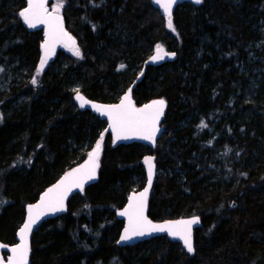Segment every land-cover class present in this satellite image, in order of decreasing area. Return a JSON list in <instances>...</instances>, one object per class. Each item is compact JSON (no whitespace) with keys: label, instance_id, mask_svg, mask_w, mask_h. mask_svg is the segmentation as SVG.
Masks as SVG:
<instances>
[{"label":"trees","instance_id":"trees-1","mask_svg":"<svg viewBox=\"0 0 264 264\" xmlns=\"http://www.w3.org/2000/svg\"><path fill=\"white\" fill-rule=\"evenodd\" d=\"M64 4L66 29L82 57L59 51L35 86L43 31L24 25L25 0H0V63L18 59L27 70L22 84L0 93V242L17 243L27 206L82 164L103 134L98 182L34 233L31 264H264V89L253 102L238 90L249 84L241 67L255 46L264 53V0L179 5L175 31L152 0ZM157 45L177 59L148 66L139 79ZM59 61L67 65L61 73ZM77 80L91 101L115 104L133 85L138 107L165 100L157 146L115 148L107 122L76 106L70 86ZM246 111L249 121L236 123ZM211 113L221 120L216 138L209 134ZM146 157L173 172L157 178L148 217H200L193 256L165 237L117 244L124 224L116 213L132 193L133 178L141 177L144 187Z\"/></svg>","mask_w":264,"mask_h":264},{"label":"snow or ice","instance_id":"snow-or-ice-1","mask_svg":"<svg viewBox=\"0 0 264 264\" xmlns=\"http://www.w3.org/2000/svg\"><path fill=\"white\" fill-rule=\"evenodd\" d=\"M154 2L163 9V13L167 18V27L175 31L172 22V6L177 0H154ZM196 4H200L202 0H194ZM64 0H57L56 6L52 12L47 9V0H26V7L19 12V16L29 27H36L37 24L47 25L46 40L42 45L44 49V56L41 58L40 65L36 70V75L42 72L49 53L52 51L54 45L58 42L64 41L66 44H71L74 55L79 57L80 50L75 45V40L64 30L62 25V16L60 9L63 7ZM163 49L160 45L156 46V55L151 57L155 62L163 59L161 53ZM165 55L167 53H164ZM123 67V65H121ZM2 70V69H0ZM36 77L33 78L32 83L37 84ZM76 98L80 101L81 107L84 106V98L76 90ZM126 93L121 98L119 104L107 106L102 110V114H106L109 118V127L115 134V139H129L130 134L139 135L141 139L153 141L157 131L156 127L160 115H162L164 100L153 101L151 104L145 105L142 108H136L130 97ZM97 111H101L100 106L93 105ZM206 127V125H204ZM103 134L96 142L94 149L88 154V160L79 168L73 169L66 173L65 176L53 187L49 188L43 194L40 202L36 205H30L28 208V218L23 226L19 229L20 242L14 247L10 248L11 255L8 257L6 264H28L29 244L28 235L32 231L33 225L40 219L41 215L46 211H62L64 199L68 191L74 186L83 190L84 183L87 180L95 178L96 168L99 166L97 161L102 150ZM153 157H146L145 164L148 165V187L138 195L133 194L129 197L128 207L120 213L121 216H127L129 225L124 230L121 236L122 241L130 240L134 236H143L150 232H164L167 231L169 235L179 237L189 253L194 251L191 240V225L196 223V219L181 220L174 222H167L166 224H153L144 215L146 206V199L149 187L151 186L153 177ZM0 264H4L0 260Z\"/></svg>","mask_w":264,"mask_h":264},{"label":"water","instance_id":"water-1","mask_svg":"<svg viewBox=\"0 0 264 264\" xmlns=\"http://www.w3.org/2000/svg\"><path fill=\"white\" fill-rule=\"evenodd\" d=\"M26 1V0H25ZM50 3H51V0H47V9L49 11V6H50ZM185 3H189V4H192V5H197L194 0H177V2L172 6V17L177 9V7L179 5H182V4H185ZM152 4L153 6L162 14L164 15L163 13V9L160 8L159 5H157L154 0H152ZM50 12V11H49ZM61 15V14H60ZM62 16V15H61ZM165 16V15H164ZM23 23L24 25L31 31V32H36V31H43L44 32V42L46 40V32H47V25L45 24H37L36 27H29L23 20ZM62 25H63V28L64 30L69 34L68 30L66 29V25H65V21H64V18L62 16ZM70 35V34H69ZM71 36V35H70ZM72 37V36H71ZM43 42V44H44ZM61 46H65L66 48L68 49H71L72 46L71 44H66L64 41H61V42H58L54 45L52 51L49 53V56H48V59L47 61H53L56 56H57V53H58V50ZM164 53H167V52H162L161 55H163V59H159L155 62L152 61L151 57L146 61L145 65H144V68H143V71H142V74L140 75L139 79H141V77L143 76V73L145 72L146 68L148 66H153V65H160L164 62H170V61H173V60H176L177 59V54L176 53H167L166 55ZM156 55V54H154ZM42 56H44V49L42 48ZM133 87L134 85L129 88L131 89V92H130V97H131V100L133 102V104L135 105L136 108H142L143 106L145 105H148V104H151L153 101L147 103V104H144L140 107H138L133 99ZM129 89L122 95V97H124V95L126 93H129ZM79 94L84 98V101H86L84 103V106L81 107V103L82 101L78 100L76 98L77 96V93L74 94V102L76 104V106L78 107L79 110L81 111H90L91 113H93L94 115L98 116L102 121H105L107 122V130L111 133L112 135V138H113V143H114V147H118V146H121V145H130V144H133V143H139V144H143L145 145L146 147H149V148H155L158 144V141L159 139L161 138L162 136V133H163V122L165 120V116H166V112H167V103L165 101V106L163 107V112H162V115H160L159 117V120L157 122V125L156 127L159 129V131H157L156 135H155V138H154V142L153 141H148V140H144V139H141L139 137V135H136V134H130V138L129 139H120V140H117L115 139V134L112 132V129L109 127V124H110V121H109V118L106 114H102V110L107 107V106H111V105H116V104H119L120 101H121V98L120 100L115 103V104H105V103H101V102H96V101H91L90 99H88L86 96H84L82 93L79 92ZM159 100H162V99H158V100H154V101H159ZM93 105H98L100 106L101 108V111H97L96 108L93 107ZM101 156H102V150L99 154V159L97 161L98 163V167L96 168V171H95V178L94 179H91V180H87L85 183H84V186H83V190L79 189V188H76V187H72L70 191L67 192L66 194V197L64 199V204H63V210L62 211H46L45 214L41 215L40 219L33 225L32 227V231L31 233L28 235V244H29V254H28V264H31V248H32V240H33V236H34V233L39 229V227L49 221V220H52V219H56V218H59L63 215L66 214L67 212V204H68V201L74 197L75 195L77 194H81L83 193L87 188L93 186L94 184H96L98 182V179H99V170H100V159H101ZM88 160V158L80 165L66 171L64 174H62L58 180L53 184L51 185L49 188L53 187L54 185H56L64 176L66 173H69L71 172L73 169H76V168H79L81 165L85 164V162ZM153 164H154V169H153V177H152V182H151V186L149 187V190H148V193H147V199H146V206H145V209H144V215L147 217V219L149 221H151L153 224H166L167 222H174V221H181V220H192V219H196L197 222L196 223H193L190 227H191V240H192V244H193V249L194 251L192 253H189L186 249V247L184 246L183 244V241L179 238V237H174L172 235H169V233L167 231H164V232H150L148 234H145L143 236H134L132 237L130 240H127V241H122L120 238L121 236L124 234V230L128 227L129 225V221H128V217L125 215V216H121L120 213L123 212L127 207H128V204H129V197L132 196L133 194H139L140 192L144 191V189L146 187H148V165L145 164V173H146V183L144 185V187L142 188V190L138 191V192H132L130 193L128 199H127V203L126 205L117 211L116 213V217L119 221L123 222V229L120 233V236H119V239H118V246L121 247V248H125V247H133V246H136L138 245L139 243H142V242H147V241H150L152 239H155V238H161V237H165L167 238L169 241L173 242V243H178L182 246V248L186 251L187 254L193 256L196 252V249H195V242H194V233H195V230L200 228L201 225H202V222H201V219L200 217L198 216H194V217H191V218H186V219H179V220H171V221H164V222H154L152 221L149 217H148V201H149V198H150V195H151V192H152V189H153V186L157 180V166L155 164V161L153 159ZM48 188V189H49ZM46 189L41 195L40 197L38 198V200L33 203V204H30V205H36L40 202V199L41 197L43 196V194L45 192H47ZM27 206L26 208V216H25V220L23 222V224L26 222L27 218H28V208L29 206ZM23 224L20 226V228L23 226ZM19 228V229H20ZM16 240H17V243L13 244V245H4L0 242V260H2L4 262V264H6L7 262V259L8 257L11 255V252H10V248L11 247H14L15 245H17L20 240H19V230L17 232V236H16Z\"/></svg>","mask_w":264,"mask_h":264},{"label":"rangeland","instance_id":"rangeland-1","mask_svg":"<svg viewBox=\"0 0 264 264\" xmlns=\"http://www.w3.org/2000/svg\"><path fill=\"white\" fill-rule=\"evenodd\" d=\"M53 1V5L49 7V10L52 12L53 8L56 6L57 4V0H52ZM65 4L63 3V7L62 9H60V14L63 13V8H64ZM73 39L75 40V45L76 47L79 48L81 55L79 57H77L76 55H74L73 49H67L65 46H61L60 47V51H63L66 54H69L70 56H72L73 58H77L80 59L82 57V52H81V48L79 47V43L78 41L73 37ZM163 49V48H162ZM255 49L251 52L249 60L246 64H244L241 67V72L243 75H247L250 74V81L247 87H238V90L240 92H242L245 96L246 102H253L255 100V96L264 89V53H261V44L256 45ZM163 51H165L163 49ZM40 65V63H39ZM38 65V67H39ZM52 65V61H47V63L45 64L42 72L39 74V76L35 75L34 77H36L37 81H39L41 75L47 71L48 69L51 68ZM37 67V68H38ZM67 65L64 64V62L62 63V61H59V65L57 66V72H62L66 69ZM0 93L3 92H8L12 87L14 86H18V84H22L26 79H27V70L26 68L21 64V62L17 59L15 62H11L10 64L7 63H0ZM37 70V69H36ZM33 77V78H34ZM32 78V80H33ZM38 83V82H37ZM37 84H35L36 86ZM80 82L77 80L75 81V83H73L70 88L72 90L73 93H77L76 90L78 89L80 91ZM264 91V90H263ZM26 99L25 97H21L18 100V104L22 103L23 100ZM252 114L251 112L249 113L248 111L244 112V113H239L238 119L236 121V123H246L249 121V119L251 118ZM210 120H212L213 122V126L212 128L209 130V134L211 136H213L214 138H216V135H218L219 133H221V129H217V125L220 124L221 120L219 118H215L213 116V114H210ZM193 119L191 118L189 122H191ZM187 124H183L182 127H187ZM197 135V132L194 134V136ZM203 147H205L203 145ZM173 172L171 171V168H169L168 166L166 167H160L157 166V178L159 176L162 175H166V174H172ZM141 177H135L132 180V192H138L140 190H142L141 187Z\"/></svg>","mask_w":264,"mask_h":264},{"label":"bare ground","instance_id":"bare-ground-1","mask_svg":"<svg viewBox=\"0 0 264 264\" xmlns=\"http://www.w3.org/2000/svg\"><path fill=\"white\" fill-rule=\"evenodd\" d=\"M150 57H151V56H150ZM150 57H149V58H150ZM149 58H148V59H149ZM153 66H154V65H153ZM39 197H40V196H39Z\"/></svg>","mask_w":264,"mask_h":264}]
</instances>
